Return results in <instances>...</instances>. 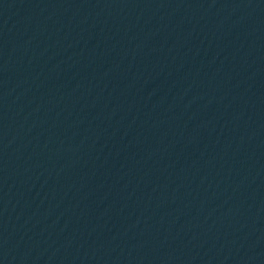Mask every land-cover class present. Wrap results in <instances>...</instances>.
I'll use <instances>...</instances> for the list:
<instances>
[{
  "label": "water",
  "instance_id": "water-1",
  "mask_svg": "<svg viewBox=\"0 0 264 264\" xmlns=\"http://www.w3.org/2000/svg\"><path fill=\"white\" fill-rule=\"evenodd\" d=\"M0 264H264V0H0Z\"/></svg>",
  "mask_w": 264,
  "mask_h": 264
}]
</instances>
